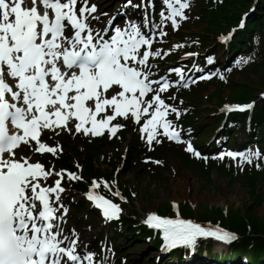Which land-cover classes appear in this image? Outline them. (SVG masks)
Returning <instances> with one entry per match:
<instances>
[{"label":"snow or ice","instance_id":"obj_1","mask_svg":"<svg viewBox=\"0 0 264 264\" xmlns=\"http://www.w3.org/2000/svg\"><path fill=\"white\" fill-rule=\"evenodd\" d=\"M161 2L166 6L160 13L161 24L170 21L173 29H178L180 22L189 18L186 10H190V0ZM129 6L139 7L126 0L124 7ZM101 15L107 14L99 13L98 5L90 4V0H31V6L28 0H0V264H105L107 261V257L96 259L97 254L87 251V246L81 252L75 229L65 231L68 209L61 193L66 191L62 186L66 170L55 172L46 170L38 161L29 162V157L18 155L21 144L34 141L38 145L35 151L56 155L57 148L41 140L45 130L55 132L59 128L71 132V123L76 132L85 135L102 136L105 129L115 135L126 126L118 118L139 125L141 138L145 139L147 134L150 150L154 141L162 143L165 137L181 140L179 125L168 118L170 114L179 118L181 110L162 98L173 83L165 77L151 78L149 58L161 55L159 50H152L155 29L160 26L153 25L146 33L133 21L121 28L110 20L112 31L107 26L97 30L92 26L93 21H98ZM148 23L146 15L144 24ZM245 26L242 19L238 27ZM236 30L221 35L219 40L227 43ZM158 35L163 38L167 33L161 29ZM213 59L208 57V63ZM248 59L242 58L238 63H247ZM169 71L180 74V80L175 81L179 85L184 79L183 69L176 67ZM206 78L210 79L211 75L200 77ZM220 78L225 77L220 74ZM252 107L253 104L225 105L224 109ZM158 136L161 138L157 139ZM185 143L187 152L208 159L190 141ZM225 155L233 159L240 157L241 165L264 160V152L259 148L220 153L219 158ZM255 166L262 165L257 162ZM67 179L82 177L67 172ZM96 187L93 180L91 188ZM105 187H109L107 182ZM113 195L120 193L117 190ZM85 196L95 202L107 221L119 219L122 212L119 204L91 190ZM121 199L125 198L121 196ZM173 208L178 212L175 201ZM144 223L162 230V251L183 246L194 252L198 238L229 243L237 239L219 225L202 226L179 215L173 219L149 213Z\"/></svg>","mask_w":264,"mask_h":264},{"label":"rangeland","instance_id":"obj_2","mask_svg":"<svg viewBox=\"0 0 264 264\" xmlns=\"http://www.w3.org/2000/svg\"><path fill=\"white\" fill-rule=\"evenodd\" d=\"M204 26L205 23H201L189 30L190 32L201 33ZM214 46L212 49L216 50L219 55L223 53V50L217 45ZM230 79L232 87H241L248 84V86L254 87L257 93L264 91V68H253L248 73L236 72ZM231 86L224 87L223 90L219 89L222 101L215 99V102H211L207 99L211 94L216 95L215 81L206 90L195 94L194 102L198 103L197 107L201 110L197 136L203 134L205 136L208 135L206 138H209L212 135L209 132L211 122L217 118V112L221 104L233 100L230 98L233 91ZM259 106L264 107V100L257 102V107ZM66 134L64 136H68L72 143L81 142L78 137ZM247 135L248 133L243 130L236 141L241 142ZM80 150L82 149L78 148V151ZM116 150V148H113L110 153L112 154ZM74 160L78 161L77 158ZM102 160L103 157L97 162L98 168L103 172H113V167L106 162V159L105 161ZM167 161L169 163L168 167L163 170L162 177L158 179L150 176L147 170L139 168L131 171H125L121 168L117 175H114L117 187L121 189L127 187L131 191L132 196L125 195V199L121 203L125 208L124 214L131 217L133 224L137 222L143 223L146 219V213L158 211L163 203L171 200H178L181 203L188 202L195 210L200 205L215 206L222 209H237L250 206V198L253 197V194L251 193L252 191L250 192V188L244 187L243 181L239 182L237 180L233 182L229 175L216 169L212 170L207 176L188 170L174 152L169 153ZM79 197H81L80 192L68 185V190L63 196V202L67 205V209H70L66 224L68 225V231L74 228L76 233L79 232L80 237L82 234L85 243H82L81 247L85 248V246H88L91 249L98 246V238L101 233L114 235L115 231L109 223L100 222L96 213H94L93 218L86 216L89 209L88 205H86L84 210H76L74 202ZM254 214L264 217V200L260 206L254 207ZM116 242L119 250L124 252L123 258L125 257L132 264H164L166 261L169 262L168 257L157 261V251H153V248L150 247L146 240H137L138 245H135V233L118 235ZM125 259H122L123 263Z\"/></svg>","mask_w":264,"mask_h":264},{"label":"trees","instance_id":"obj_3","mask_svg":"<svg viewBox=\"0 0 264 264\" xmlns=\"http://www.w3.org/2000/svg\"><path fill=\"white\" fill-rule=\"evenodd\" d=\"M252 0H206L204 4L205 13L203 15V21L206 22L205 34L200 35L201 43L205 42L206 45H211L209 42V37L227 28V25L233 24L239 17V12L246 9ZM257 11L258 15H253L250 17L249 27L241 32L243 34L244 40L247 42H241L239 36L232 44V49H237L239 47H251L250 64L247 66V71L254 67L256 69L264 68V0H259ZM251 33L253 37H251ZM248 40L249 43H248ZM248 43V44H247ZM238 50V49H237ZM221 87V85L219 86ZM220 92L215 93L216 98H220ZM236 100H248L256 97L254 87L248 86V84L235 89L232 95ZM210 100L214 97L211 95ZM254 119L256 122H262L264 124V110L257 108L254 114ZM100 152V148H94L89 155H87L86 162V173L89 175L97 173L94 168L95 153ZM95 155V156H93ZM138 155L137 144L129 152V168H132V162ZM193 162V161H192ZM192 162L188 161L187 166H191ZM194 163V162H193ZM140 167V165H138ZM95 171V172H94ZM201 173L205 176L207 172ZM108 175V174H107ZM262 179L264 181V172L251 170L248 173L247 184L250 186V192L253 197L256 195V199L252 198V204L245 208H229L228 213H224L222 209L218 207H206L203 212L200 213L201 218L211 219L215 222H219L222 226L229 227L231 230L239 233L241 239L238 245L247 249L252 246L254 249V258L256 264H264V217H260L254 214V207L260 206L264 200V194L261 193L257 195L258 180ZM84 186V185H83ZM166 209L170 207L166 206ZM165 210V209H164ZM184 214H192V210L189 205H186L183 210ZM128 219H123L121 224L127 227L129 222ZM122 226V227H123ZM144 235L148 234L142 228L141 231Z\"/></svg>","mask_w":264,"mask_h":264},{"label":"bare ground","instance_id":"obj_4","mask_svg":"<svg viewBox=\"0 0 264 264\" xmlns=\"http://www.w3.org/2000/svg\"><path fill=\"white\" fill-rule=\"evenodd\" d=\"M110 15H111V14H110ZM59 130H60V129H59ZM70 153H73V152L66 153V154L63 156V161H62L60 164H63V163L67 160V157H68V155H69ZM95 155H96V156H99V153L97 152V153H95ZM95 155H93V156H95ZM100 155H101V156H106L107 154L101 153ZM76 156H77V158H78L80 164H83V163L85 162V160L82 158V156H80V155H76ZM27 157L30 158L29 161H34V160H36V157H34V156H32V155H28ZM58 168H59L58 166H52V167H51V169L54 170L55 172H56L57 170H59ZM95 171H96V170H95ZM95 171H94V172H95ZM98 174H99V173H95V174H93V175H96V176H97ZM176 201H178V200H176Z\"/></svg>","mask_w":264,"mask_h":264}]
</instances>
